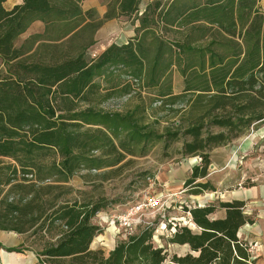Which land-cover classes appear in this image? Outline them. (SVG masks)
Wrapping results in <instances>:
<instances>
[{
    "label": "trees",
    "instance_id": "trees-1",
    "mask_svg": "<svg viewBox=\"0 0 264 264\" xmlns=\"http://www.w3.org/2000/svg\"><path fill=\"white\" fill-rule=\"evenodd\" d=\"M7 1L0 0V231L39 237L37 264H162L166 254L153 245L154 224L118 241L107 255L91 249L101 230L93 217L133 200L67 199L69 182L81 171L106 180L154 143L180 142L177 153L200 160L184 186L192 195L213 191L205 178L209 151L264 121L261 0H151L141 12L142 0H113L106 16L138 13L135 34L90 58L84 48H63L92 20L82 0H20L5 7ZM36 20L43 32L17 46ZM37 42L34 59L27 58ZM173 69L182 78L178 93ZM113 98H125L121 109L102 106ZM243 207L240 200L182 207L195 229L164 223L168 242L190 249L171 261L252 264L248 243L237 236L253 222ZM218 209L223 217L211 218Z\"/></svg>",
    "mask_w": 264,
    "mask_h": 264
},
{
    "label": "rangeland",
    "instance_id": "rangeland-1",
    "mask_svg": "<svg viewBox=\"0 0 264 264\" xmlns=\"http://www.w3.org/2000/svg\"><path fill=\"white\" fill-rule=\"evenodd\" d=\"M144 1L147 0H142L140 9H142ZM167 1L163 0V2ZM112 2L113 0H82L81 9L83 11L91 10L93 13L92 20L80 34L66 41L63 48L69 53L84 48V55L90 58L96 55L105 44L109 42L122 43L127 41L133 33L135 34V28L138 25V13L129 17L109 18L106 13ZM14 3L15 0H8L4 6L10 7ZM261 10L264 12V0H262ZM43 30V23L36 20L25 33L16 39L15 44L21 46L31 36L41 34ZM38 44L40 42H37L27 53V58L34 59L31 54H34L35 46ZM40 52L39 49L37 54ZM4 71L5 66L0 60V73H4ZM170 75L173 91L175 93L180 92L183 86L181 76L175 69L171 71ZM124 102L125 98H113L102 106L106 109L118 110L122 108ZM164 124L166 123L162 121V125ZM180 145V142H175L166 148L163 141L156 142L144 156L127 157L131 158V161L124 165L118 173L111 175L106 180L96 176L99 173H95V171H81L70 180L69 185L72 192L66 197L67 199H73L76 196L93 199L106 198L107 201L115 198H129L133 202L151 196L163 198L161 205L139 211L132 217V232L135 233L147 225H158L152 238L153 245L163 248L166 254V259L162 264H174L171 261L173 255H182L189 252L190 249L186 245L178 246L169 243V238H167L169 231L165 228L164 223L172 221L180 226L195 229L190 217L183 214L182 207L185 205L192 206L197 202H208L215 205L219 202L216 199V193H212V190L203 191L197 202L192 201L191 198L194 197L189 193V189L184 186V181L189 168L200 164V160L192 156L182 157L177 153ZM102 170H109V168ZM205 178L214 187L213 191L232 187L236 180L240 184L242 182L243 185H249L253 179H255L253 183H264V121L231 143L211 149L209 151L207 177ZM197 181L204 182L205 180ZM78 192H81V195ZM128 203L104 207L93 217V224L99 226L101 230L92 240L91 249L100 248L107 255L118 241L124 240L128 236V227L113 219V216L121 213L129 206ZM108 210L110 212L105 213ZM219 211L220 209L216 212ZM51 233L54 234V231ZM41 242L42 240L32 235L31 231L25 234L0 231V251L5 252L4 254H7L5 256L11 261L14 257L19 258L21 261L19 264H37L41 258L38 256L41 250ZM0 263H2L1 260Z\"/></svg>",
    "mask_w": 264,
    "mask_h": 264
},
{
    "label": "crops",
    "instance_id": "crops-1",
    "mask_svg": "<svg viewBox=\"0 0 264 264\" xmlns=\"http://www.w3.org/2000/svg\"><path fill=\"white\" fill-rule=\"evenodd\" d=\"M149 1L151 0H147L143 2V7L142 9H140V12L143 10L145 4ZM15 3H20V0H15ZM260 4L262 7V0L260 1ZM126 42L127 41L122 42V43H116V44H123ZM111 43L113 42H109L105 44L103 47H101L99 52H101L105 47H107ZM191 168L192 166L189 168L188 175L191 172ZM188 175L185 177V179L188 177ZM254 181L255 179H253V181H251L249 185H243L242 182L240 184L239 181L236 180L232 187L225 188L223 190L218 189L217 191H212V193L213 192L214 194L216 193V199L219 201L227 202L231 200H240L244 202L243 212L246 215L252 216L253 222L251 224L247 223L241 226L237 232V236L241 240L248 243L252 264L253 263L254 264H264V183L263 182L253 183ZM201 196L202 194L193 195L194 198H191V199L192 201L197 202L199 199L198 197H201ZM206 204H208V202L207 203L197 202V204H194V205L203 206ZM109 212L110 210H108V212H105V213H109ZM223 215H224V211L220 209L219 212L212 214L210 217L211 218H221L223 217ZM4 253L5 252L0 251V260L2 262L0 264H19L21 262L19 258L17 257H14L12 261L9 260L7 256H5L7 254H4Z\"/></svg>",
    "mask_w": 264,
    "mask_h": 264
},
{
    "label": "built area",
    "instance_id": "built-area-1",
    "mask_svg": "<svg viewBox=\"0 0 264 264\" xmlns=\"http://www.w3.org/2000/svg\"><path fill=\"white\" fill-rule=\"evenodd\" d=\"M163 198H155V197H147L142 198L140 201L130 202L128 203L129 206L126 207L121 213L113 216L115 221L119 222L121 225L128 227V235L133 234L132 232V224L133 220L132 217L139 211H142L147 208H154L161 205ZM164 199H171V198H164ZM113 222V221H112Z\"/></svg>",
    "mask_w": 264,
    "mask_h": 264
}]
</instances>
